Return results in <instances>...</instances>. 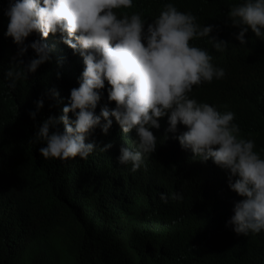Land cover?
I'll return each instance as SVG.
<instances>
[{
  "label": "clouds",
  "instance_id": "clouds-1",
  "mask_svg": "<svg viewBox=\"0 0 264 264\" xmlns=\"http://www.w3.org/2000/svg\"><path fill=\"white\" fill-rule=\"evenodd\" d=\"M3 34L7 87L34 74L40 87L12 144L26 138L77 176L106 169L120 207L151 204L108 202L110 221L77 220L76 240L101 251L91 264H171L106 247L125 223L150 251L184 243L175 264L205 249L214 264L223 240L264 264V0H0Z\"/></svg>",
  "mask_w": 264,
  "mask_h": 264
},
{
  "label": "trees",
  "instance_id": "trees-1",
  "mask_svg": "<svg viewBox=\"0 0 264 264\" xmlns=\"http://www.w3.org/2000/svg\"><path fill=\"white\" fill-rule=\"evenodd\" d=\"M1 30L3 33L4 28ZM0 40L7 49L0 50V154L10 157L0 165V264H91L101 251L87 239L76 240L77 220L110 221V214L103 209L108 202L116 206L121 203L115 190L121 178L112 177L104 168L77 176L57 158L43 159L40 147L24 145L26 138L22 136L21 147L12 144V138L25 126L19 111L35 85L40 87L36 74L18 81L15 89L7 87L4 71L15 60L11 58L13 43L4 34ZM22 59L25 63L30 60ZM163 179H155L145 193ZM141 199L135 198L136 205L132 206L134 197H130L118 207L130 213L140 206L150 207V203H140ZM223 241L214 264H252L244 240Z\"/></svg>",
  "mask_w": 264,
  "mask_h": 264
},
{
  "label": "rangeland",
  "instance_id": "rangeland-1",
  "mask_svg": "<svg viewBox=\"0 0 264 264\" xmlns=\"http://www.w3.org/2000/svg\"><path fill=\"white\" fill-rule=\"evenodd\" d=\"M151 175H153V170L151 171ZM147 227L153 228L154 224H147ZM162 227L166 228V225H162ZM121 230L122 232L120 234H117L113 229V231H106L105 232L106 235H103V241L106 242V247L110 248L114 253H119L124 256H132V258H140L141 255L143 256L145 255L147 258H149V260H153L154 259L153 256H157L158 254L163 262H165L164 259L171 258L170 260L171 264H175V256L177 255L178 252L180 253L183 252L182 249L184 248L185 245L184 243L172 245V255L174 257H172V255H169L167 253L163 254L161 247L157 245H153L152 246L153 249L152 251H150L147 249L148 243H147V239H145V238H149V236L146 237L141 232L139 233V235L135 234L134 227L129 223L122 224ZM109 232L111 233L109 234ZM170 233H173V231L170 230ZM207 253H208L207 249H205L204 251L200 250L202 261L199 264H203L206 263V261H208L209 256ZM186 254H188L187 251ZM205 255L207 256L205 257ZM182 256H185V253L182 254ZM161 263L162 262H159L158 264Z\"/></svg>",
  "mask_w": 264,
  "mask_h": 264
},
{
  "label": "bare ground",
  "instance_id": "bare-ground-1",
  "mask_svg": "<svg viewBox=\"0 0 264 264\" xmlns=\"http://www.w3.org/2000/svg\"><path fill=\"white\" fill-rule=\"evenodd\" d=\"M213 244H210V246H212ZM209 256V255H208ZM209 259V258H208Z\"/></svg>",
  "mask_w": 264,
  "mask_h": 264
}]
</instances>
